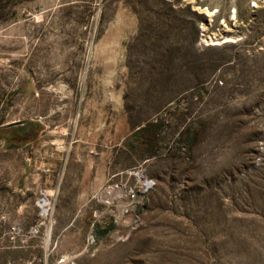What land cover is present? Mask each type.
<instances>
[{
    "label": "rangeland",
    "instance_id": "374dc122",
    "mask_svg": "<svg viewBox=\"0 0 264 264\" xmlns=\"http://www.w3.org/2000/svg\"><path fill=\"white\" fill-rule=\"evenodd\" d=\"M0 264H264V0H0Z\"/></svg>",
    "mask_w": 264,
    "mask_h": 264
},
{
    "label": "crops",
    "instance_id": "0c3cea01",
    "mask_svg": "<svg viewBox=\"0 0 264 264\" xmlns=\"http://www.w3.org/2000/svg\"><path fill=\"white\" fill-rule=\"evenodd\" d=\"M35 139L39 141V145L40 147H42L45 143L43 142V136L41 133H39L38 135L36 134L35 135ZM44 165H39V174L42 175V176H45V174L47 172H45L46 170H48V168L46 169L45 167H43ZM85 177L82 176V179H84ZM81 179V178H80Z\"/></svg>",
    "mask_w": 264,
    "mask_h": 264
},
{
    "label": "built area",
    "instance_id": "2783aa9c",
    "mask_svg": "<svg viewBox=\"0 0 264 264\" xmlns=\"http://www.w3.org/2000/svg\"><path fill=\"white\" fill-rule=\"evenodd\" d=\"M209 40V39H208ZM204 42V41H203ZM145 187H147V184H145Z\"/></svg>",
    "mask_w": 264,
    "mask_h": 264
}]
</instances>
